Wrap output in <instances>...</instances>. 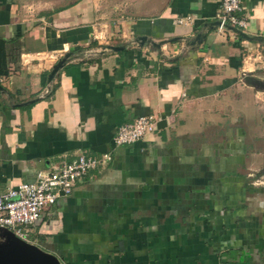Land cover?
Segmentation results:
<instances>
[{"label":"crops","instance_id":"0c3cea01","mask_svg":"<svg viewBox=\"0 0 264 264\" xmlns=\"http://www.w3.org/2000/svg\"><path fill=\"white\" fill-rule=\"evenodd\" d=\"M240 6L244 32L264 36V0ZM218 9L0 0V191L79 154L110 155L42 208L32 244L61 264H264V195L249 187L245 139L228 118L239 103L263 109L242 74L264 73V41L214 31ZM145 114L152 132L113 145L118 125Z\"/></svg>","mask_w":264,"mask_h":264},{"label":"built area","instance_id":"2783aa9c","mask_svg":"<svg viewBox=\"0 0 264 264\" xmlns=\"http://www.w3.org/2000/svg\"><path fill=\"white\" fill-rule=\"evenodd\" d=\"M240 0H219V9L215 13L218 31L226 25L241 31L247 27V21L239 16ZM191 17H178L175 23H189ZM155 116L145 114L136 117L130 123L116 127L112 137L115 146L131 144L155 128ZM109 153L99 157L79 154L53 169L35 173L34 181L21 182L14 187L0 191V228L10 230L16 237L31 243L32 225L39 219L44 206L52 204L60 195L71 192L75 180L87 174L97 165L109 160Z\"/></svg>","mask_w":264,"mask_h":264},{"label":"water","instance_id":"95a60500","mask_svg":"<svg viewBox=\"0 0 264 264\" xmlns=\"http://www.w3.org/2000/svg\"><path fill=\"white\" fill-rule=\"evenodd\" d=\"M218 25L217 21L209 23V27ZM226 29L232 31L234 34L245 38L248 41L261 42L264 41V36L256 34H248L233 26L226 25ZM139 40V45L145 40V36L139 35L135 41ZM201 34H196L190 41L192 45L194 42L200 43ZM151 45L159 47L160 43L151 42ZM103 48L112 51H118L123 48L122 45H103ZM69 52H65L55 63L51 66L47 73L46 81H50L55 72L61 68L65 60L68 58ZM242 82L244 85L251 87L255 91L264 90V79L258 78L251 73L242 74ZM27 101L26 103H30ZM23 104V103H22ZM0 264H61L60 260L53 254L44 251L35 244L26 242L16 237L10 230L0 228Z\"/></svg>","mask_w":264,"mask_h":264},{"label":"rangeland","instance_id":"374dc122","mask_svg":"<svg viewBox=\"0 0 264 264\" xmlns=\"http://www.w3.org/2000/svg\"><path fill=\"white\" fill-rule=\"evenodd\" d=\"M213 30L215 31L216 28ZM219 32L222 31L220 30ZM253 73H259L261 76L264 75L259 70L252 71ZM237 88L235 86L234 89L232 88V91H235ZM260 92L264 95V90H260ZM234 94V97L237 98L238 94L236 92ZM254 103L263 105V109L255 110V105L251 104L248 108L244 107L241 110H237L238 106L242 105L239 103L235 105L232 112H229L230 116L228 118L232 119L233 124L229 125L234 130L233 136L237 137L238 135L236 134L238 133L241 134V138L245 139L244 155L247 163L243 167L242 172L244 174L249 173V187L256 191L258 190L264 195V97L257 98Z\"/></svg>","mask_w":264,"mask_h":264},{"label":"flooded vegetation","instance_id":"af4514ba","mask_svg":"<svg viewBox=\"0 0 264 264\" xmlns=\"http://www.w3.org/2000/svg\"><path fill=\"white\" fill-rule=\"evenodd\" d=\"M35 245H37V244H35ZM38 246V245H37ZM39 247V246H38ZM41 248V247H40ZM42 249V248H41Z\"/></svg>","mask_w":264,"mask_h":264}]
</instances>
